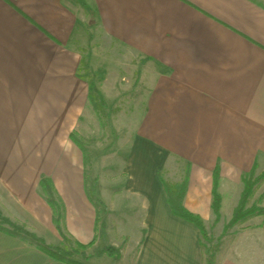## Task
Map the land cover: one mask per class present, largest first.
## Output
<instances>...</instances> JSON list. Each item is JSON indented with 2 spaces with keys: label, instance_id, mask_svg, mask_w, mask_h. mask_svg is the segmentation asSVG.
I'll use <instances>...</instances> for the list:
<instances>
[{
  "label": "crops",
  "instance_id": "0c3cea01",
  "mask_svg": "<svg viewBox=\"0 0 264 264\" xmlns=\"http://www.w3.org/2000/svg\"><path fill=\"white\" fill-rule=\"evenodd\" d=\"M87 23L147 68V90L128 100L142 111L126 175L98 186L111 209L103 230L112 245L126 242L118 263L203 264L200 229L173 214L160 171L170 157L189 165L183 203L207 223L215 219L218 165L223 224L239 204L243 176L264 171L262 0H0V264H67L9 226L25 224L46 243L60 242L42 175L52 177L63 202L65 229L101 246L86 178L58 173L70 159L50 138L55 120L86 111L77 41ZM235 232L218 263L264 264V215ZM106 257L113 261L87 263Z\"/></svg>",
  "mask_w": 264,
  "mask_h": 264
},
{
  "label": "rangeland",
  "instance_id": "374dc122",
  "mask_svg": "<svg viewBox=\"0 0 264 264\" xmlns=\"http://www.w3.org/2000/svg\"><path fill=\"white\" fill-rule=\"evenodd\" d=\"M262 1L264 2V0ZM84 28V33L77 41L81 54L78 74L87 80L89 85L94 83L102 93L104 100L99 98L100 96L97 93H91L89 89V95L92 94L96 99V109L88 97L86 111L81 116L68 120H55L56 124L53 128L51 127L53 133H51L50 138L51 148L57 149V146H61L62 155H65L67 160L70 159L65 162L66 165L61 161L59 162L57 166L58 173L60 171H66V173L74 171L85 176L88 195H92L98 203L97 206L91 200L96 212L99 211V213L97 212L99 214L97 215L101 218L99 225H102L99 235H102L103 239L101 246L96 247L93 245L86 250H80L77 245L79 241L65 229V238L58 231L60 242L58 244H48L66 247L69 250L79 249L80 252L73 254L72 257L88 264L87 262L91 257H97L93 255L96 248L105 249L107 246H113L121 253L120 248L126 246V242L121 247L112 245L111 239L107 237L106 231L103 230V225L110 216L111 209L99 198L98 186L100 185L99 181L104 177L112 180L116 174H119L122 178L126 175L123 172V163L127 159L131 144L136 140L142 111V103L136 102V100L135 102L128 100H133L134 97L140 100L147 90V84L144 81L147 68L144 63L139 62V56L101 35L93 24L87 23ZM103 101H105V104H103ZM73 132L85 142V150H81L71 139L70 134ZM52 171L53 168H51V175H53ZM187 172H190V168L186 162L176 157H170L167 166L160 171V174L165 184L173 186L182 182ZM263 190L264 186L255 192L256 195L249 205L257 199ZM249 205L247 206L249 207ZM224 216L227 217L225 214L217 219L215 215L214 221L204 222L205 233L207 234L206 236L201 235V246H203L205 258L210 259L213 264H219L218 260L222 256L219 254L222 253L224 245H226V248L229 246L237 228L254 218L228 227L230 219L225 222L224 218L225 223L223 224L222 218ZM9 226L12 227V225ZM55 226L57 225L55 224ZM24 228L26 231L32 232L27 229L25 224ZM33 233L39 236L37 233ZM85 255L90 257L86 258ZM111 258L113 260V257ZM110 263L112 264L111 259L106 257L98 261L97 264Z\"/></svg>",
  "mask_w": 264,
  "mask_h": 264
},
{
  "label": "trees",
  "instance_id": "16d2710c",
  "mask_svg": "<svg viewBox=\"0 0 264 264\" xmlns=\"http://www.w3.org/2000/svg\"><path fill=\"white\" fill-rule=\"evenodd\" d=\"M89 86V89L92 92L97 93L101 98L103 99V95L100 92V90L97 88V86L94 83H91ZM94 105L96 109V99L95 97L90 94L88 98ZM104 100V99H103ZM103 104H105V101H103ZM71 139L74 141V143L81 149L85 150V145L84 141H82L79 137H77L76 133H71L70 134ZM188 175L189 172H187L186 177L182 182L176 183L173 186L165 184V188L167 190V196H168V204L170 206L171 211L173 214L186 219L187 221H190L197 225V227L200 229V233L203 236H206V228L204 224L203 218L194 212L192 210L190 211L183 203L184 200V195L187 192L188 189ZM219 179H220V169L219 166L215 168L213 172V202H212V208L214 211V214L216 215V218L219 219L221 217V204H222V197L221 194H219L218 188H219ZM243 183H244V188L243 191L241 192V197L239 204L236 206L234 209L233 215L230 218V221L228 223V227L244 223L248 219L256 216H262L264 215V190L260 192V195L257 197V199L252 202L251 205H249L256 195L255 192L261 187L264 186V171L260 174H256V168L253 167V170L243 176ZM40 186L42 191L47 197V200L52 206V209L54 211L55 215V224L57 225V228L59 232L64 236L65 233V226H64V205L61 199L59 198L58 192L56 190V187L54 185V182L52 180V177H46L45 175L41 176L40 180ZM88 192V189H87ZM90 200L94 201L95 205L98 206L97 201L93 199V196L90 195ZM249 205V207L247 206ZM99 213V211H97ZM97 213V214H98ZM99 215V214H98ZM97 215V216H98ZM99 216L97 217V227L99 224ZM5 221V219H3ZM12 225V232H15L16 234L22 235L25 238H28V240H31L34 242L40 249L41 251L49 254L50 256L54 257V259H58L61 261H64L67 264H86L81 262L80 260H77L73 258V254L79 253L80 250H86L89 247L93 246L95 244V240H92L91 242L87 244H83L80 242H77V245L79 249H66V247L62 246H51L46 241L37 236L36 234L26 231L23 225L15 224V223H10ZM65 238V236H64ZM202 244V243H201ZM94 256L101 257L105 254L113 257V264H118V261L121 257V253L118 249L114 248L113 246H107L105 249H94ZM85 257H90L85 255ZM203 264H213L210 259H207L204 257V263Z\"/></svg>",
  "mask_w": 264,
  "mask_h": 264
}]
</instances>
